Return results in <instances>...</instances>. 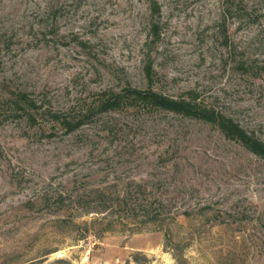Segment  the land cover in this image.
Returning a JSON list of instances; mask_svg holds the SVG:
<instances>
[{"label":"rangeland","instance_id":"obj_1","mask_svg":"<svg viewBox=\"0 0 264 264\" xmlns=\"http://www.w3.org/2000/svg\"><path fill=\"white\" fill-rule=\"evenodd\" d=\"M129 86L264 140V0H0V264H264V159L199 119L100 110ZM138 184L164 218L100 212Z\"/></svg>","mask_w":264,"mask_h":264},{"label":"trees","instance_id":"obj_2","mask_svg":"<svg viewBox=\"0 0 264 264\" xmlns=\"http://www.w3.org/2000/svg\"><path fill=\"white\" fill-rule=\"evenodd\" d=\"M156 14H160L158 7H155L153 15ZM152 30L155 35L159 34L158 25L155 21L152 22ZM148 72L150 74V69ZM23 97H26V95L23 94ZM20 103H22V99H19L16 104L20 107L22 106ZM31 104L34 103H29L28 105ZM124 105L162 109L211 123L217 126L226 138L241 143L253 154L264 159L263 139L243 127L233 118L217 111L209 105L197 102L195 98L176 99L157 92L152 88L142 90L129 86L122 89V91H112L109 94H104L101 97L100 110H115ZM53 116L69 132L76 130L83 122L78 113L62 112L53 114ZM30 118L34 119V116L31 115ZM59 200L64 201V196L60 195ZM99 202L103 204L100 212H107L110 209L116 208L127 213V216H139L155 221L161 220L166 214V204L163 200L153 193H148L147 188L142 184H138L137 188L125 191L122 195L119 194L114 198H108L104 195Z\"/></svg>","mask_w":264,"mask_h":264}]
</instances>
